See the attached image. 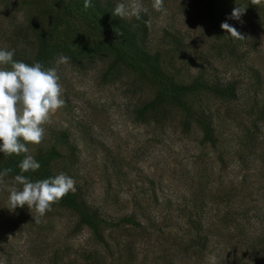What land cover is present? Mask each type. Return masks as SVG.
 I'll use <instances>...</instances> for the list:
<instances>
[{
    "label": "rangeland",
    "instance_id": "obj_1",
    "mask_svg": "<svg viewBox=\"0 0 264 264\" xmlns=\"http://www.w3.org/2000/svg\"><path fill=\"white\" fill-rule=\"evenodd\" d=\"M141 2L148 8L143 42L159 53L164 73L188 82L198 73L237 80L234 98L205 88L184 97L191 109L211 113L214 143L168 102L135 120L133 109L156 86L130 52H123L129 66L107 68L122 50L116 35L98 31L72 0L63 1L70 15L56 26L58 0H0V49H33L39 30L54 55L50 68L60 54L69 58L57 67L65 104L43 125L42 143L26 145L29 154L53 146L50 167L73 178L88 205L109 221L134 214L139 222L109 226L96 242L58 203L38 219L27 205L9 210L0 185V264H264V0H164L166 13ZM237 5L246 7L239 20L230 18ZM223 14L243 37L234 55L213 32L211 18ZM251 70L258 86L247 85ZM14 176L4 178L8 186ZM197 233L206 245L188 246Z\"/></svg>",
    "mask_w": 264,
    "mask_h": 264
},
{
    "label": "trees",
    "instance_id": "obj_2",
    "mask_svg": "<svg viewBox=\"0 0 264 264\" xmlns=\"http://www.w3.org/2000/svg\"><path fill=\"white\" fill-rule=\"evenodd\" d=\"M58 1L59 12H55L53 18L55 26L56 24H64L65 17L70 15L72 7V5L70 6L67 3L64 5V0ZM72 2L73 6H75V8L77 7L76 10L83 11V14L81 15L84 16V18H87L88 22H93L94 27H96L98 31L103 32L108 30L116 35V46L122 50L120 51L116 49L115 53L112 55V60L108 61L107 68L109 67V69H112L119 64L129 66L130 64L124 62L125 57L123 52L124 54L130 52L132 55L131 59L134 61H140L144 65L145 69L143 72L149 73L147 79H151L156 86L152 98L133 109L135 120L145 121L149 111L158 108L157 106L161 105L163 102H168L174 107L185 109L187 115L193 116L199 130L201 131L202 141L213 144L216 137L214 136L212 127L211 113L205 108L191 109L186 104L184 97L187 94L194 93L199 88H205L216 96L234 98L236 97L239 88L237 80L229 79L219 82L218 77H215L216 79L213 80L212 78H204L198 73L194 75L189 82L178 81L170 74L163 72L159 64V53L157 51L150 52L145 47L143 41L147 34V19L143 12L139 19L132 17L128 20L113 15L114 5L111 0H91L92 6L88 8H84L85 0H72ZM61 3L64 7L60 5ZM211 22L214 29V35L216 37L224 36V40L221 44L222 48H224L229 55H234L233 51L236 46L234 43L238 42L240 39L231 37L230 33L221 28L222 23H228L227 18H225L223 14L216 19L211 18ZM137 37H140V41L137 40ZM35 40L37 41L35 48L32 49V47H27L20 51H14L13 60L23 61L30 65L34 62H39L43 65L44 69L47 70L52 66V57L54 56L50 51L51 49H49V40H47L39 30L35 34ZM130 67L133 68L132 64ZM251 71L252 79L251 81H248L247 85L249 87L258 86L261 82L259 72L256 70ZM252 81H255L256 84ZM61 139L65 142L69 141L66 134ZM31 155H33L35 160L40 164V168L36 171L29 170L28 172L23 173L28 179L36 181L58 175L55 174L50 167L52 160L56 159L58 156V153L53 146L48 148L45 152L37 151L33 152ZM24 156L25 154L22 153L20 155L12 154L6 157L3 153H0V163L11 168L15 175L21 174L18 165L23 160ZM75 188V192H69L57 203L71 209L76 214L79 223L85 225L90 230L92 238L96 242H104L103 230L109 226L117 225L118 222L135 226L139 224L135 219L134 214L124 215L115 222L107 220L102 217L95 208L86 203L82 196V187L77 185ZM187 240L189 243L188 246L191 247L199 245H203L204 247L207 243L206 237L201 236L198 233Z\"/></svg>",
    "mask_w": 264,
    "mask_h": 264
},
{
    "label": "clouds",
    "instance_id": "obj_3",
    "mask_svg": "<svg viewBox=\"0 0 264 264\" xmlns=\"http://www.w3.org/2000/svg\"><path fill=\"white\" fill-rule=\"evenodd\" d=\"M260 2L261 0H251L255 5ZM91 6V0H85L84 7ZM151 7L156 12L167 11L164 0H151ZM245 10L246 7L237 5L230 18L239 20ZM142 12L147 14L148 8L141 0H125L117 3L113 9V15L121 19H139ZM221 28L233 38H243L226 22L221 24ZM13 55L14 50L0 49V153L6 157L22 153L25 156L18 165L21 174L14 176L11 186L6 184L4 178L12 170L4 168L0 171V185L8 192L9 210L14 211L17 207L27 205L29 210H35L38 219L50 211L54 203L76 190L75 180L64 173L36 181L23 175L29 170L36 171L40 168L26 145L42 143L45 133L43 125L49 122L52 113L65 104L57 67L68 63L69 58L60 54L55 61L57 67L45 70L39 62L30 65L13 60Z\"/></svg>",
    "mask_w": 264,
    "mask_h": 264
}]
</instances>
